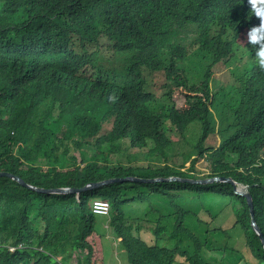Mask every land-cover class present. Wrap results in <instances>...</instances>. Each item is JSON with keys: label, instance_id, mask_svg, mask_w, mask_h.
Here are the masks:
<instances>
[{"label": "trees", "instance_id": "obj_1", "mask_svg": "<svg viewBox=\"0 0 264 264\" xmlns=\"http://www.w3.org/2000/svg\"><path fill=\"white\" fill-rule=\"evenodd\" d=\"M249 10L248 0H0V173L46 190L233 178L250 188L264 231V71L245 41L259 24ZM237 50L245 65L221 103L213 67L227 69ZM97 200L110 204L104 216L128 264H264L233 184L124 182L58 195L7 177L0 264H102ZM222 216L242 229L240 248L221 242Z\"/></svg>", "mask_w": 264, "mask_h": 264}, {"label": "rangeland", "instance_id": "obj_2", "mask_svg": "<svg viewBox=\"0 0 264 264\" xmlns=\"http://www.w3.org/2000/svg\"><path fill=\"white\" fill-rule=\"evenodd\" d=\"M244 55L245 54L242 53L240 50H237L235 56H233L232 58V61H230L227 69L222 63H218L213 67L214 78L212 81V87L217 91V96L218 98H220L221 103L224 102L225 96L227 95L226 94L225 96H223V93H226V91L230 89V86H232V83H230V75H233L237 73L239 70H242L244 68L245 59H246V56ZM188 68H189V72L194 76H198L203 73L202 70L203 65L200 62L190 60V62L188 63ZM218 103L221 104L220 102ZM55 120L56 119L51 121H55ZM198 136L199 133H197L196 131L189 133L188 137L190 141L188 142L190 144H194L195 139ZM180 150L185 152L189 150V147L183 144L180 147ZM230 211L232 210L228 208V211H226V213ZM234 222L232 223V220L229 221L226 217L223 218L222 216L217 219V221L213 224V226L215 227L223 226L225 229H228V236L225 235L221 236L220 240L222 243L225 242L230 246H235V245L239 246L241 245V243L238 242H241L242 240L243 231L239 226L234 228L233 227ZM97 228L103 234V245H104V260L102 261L103 264H128V257L125 246L122 243H120L116 238L112 227L109 225L107 216L104 215L97 216ZM143 231H145V233H143V237H145L146 240L152 243L154 241L153 239L154 234L149 231L147 225L143 227Z\"/></svg>", "mask_w": 264, "mask_h": 264}, {"label": "water", "instance_id": "obj_3", "mask_svg": "<svg viewBox=\"0 0 264 264\" xmlns=\"http://www.w3.org/2000/svg\"><path fill=\"white\" fill-rule=\"evenodd\" d=\"M7 177L20 184L25 185V187L34 190L36 192L42 194H58V195H72V194H81L83 192H92L96 190H100L102 188L107 187V185L116 184V183H124V182H134V183H164V182H180V183H189V184H198V185H207L213 183H230L233 184L234 192L236 195L242 196L247 199L248 204L250 206L251 215H252V226L257 234L260 236L263 244H264V231L259 225L256 217V209H255V202L254 197L250 191L248 185H244L240 182H237L233 178L227 177H216L210 179H203V180H195L191 178H179V177H171V178H158V179H142L137 177H125V178H112L102 182L92 183L88 185L83 190H74V189H41L34 187V185L28 184L25 180L20 178L19 176L12 175L7 172H1L0 178Z\"/></svg>", "mask_w": 264, "mask_h": 264}, {"label": "clouds", "instance_id": "obj_4", "mask_svg": "<svg viewBox=\"0 0 264 264\" xmlns=\"http://www.w3.org/2000/svg\"><path fill=\"white\" fill-rule=\"evenodd\" d=\"M248 2L250 4L249 13L259 18V24L248 28L245 41L254 53L252 59L255 65L264 71V7L259 6L264 4V0H248Z\"/></svg>", "mask_w": 264, "mask_h": 264}, {"label": "built area", "instance_id": "obj_5", "mask_svg": "<svg viewBox=\"0 0 264 264\" xmlns=\"http://www.w3.org/2000/svg\"><path fill=\"white\" fill-rule=\"evenodd\" d=\"M110 211V204L108 201L97 200L94 203V212L100 215H107ZM13 250L15 248H12ZM103 264V263H102Z\"/></svg>", "mask_w": 264, "mask_h": 264}]
</instances>
